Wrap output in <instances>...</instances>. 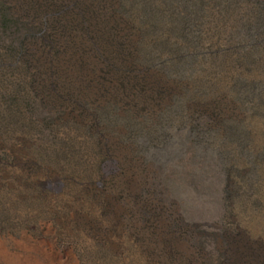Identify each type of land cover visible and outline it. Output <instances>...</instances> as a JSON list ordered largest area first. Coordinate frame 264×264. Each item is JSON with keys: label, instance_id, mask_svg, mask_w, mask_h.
Segmentation results:
<instances>
[{"label": "rangeland", "instance_id": "374dc122", "mask_svg": "<svg viewBox=\"0 0 264 264\" xmlns=\"http://www.w3.org/2000/svg\"><path fill=\"white\" fill-rule=\"evenodd\" d=\"M0 243L264 264V0H0Z\"/></svg>", "mask_w": 264, "mask_h": 264}, {"label": "bare ground", "instance_id": "6f19581e", "mask_svg": "<svg viewBox=\"0 0 264 264\" xmlns=\"http://www.w3.org/2000/svg\"><path fill=\"white\" fill-rule=\"evenodd\" d=\"M90 65L92 66V67H95V69H97L98 68V63H97V61L96 60H94V59H90ZM98 73L96 72V75H97ZM86 75L88 76V78L89 79H91V78H93L94 76H92L90 73H86ZM176 247L178 248V245H176ZM0 252H5L4 251V248H3V246H2V244L0 243ZM48 252H50L49 254H47V258H50L51 260H55V255H54V253H53V250L50 248L49 250H48ZM260 253V261H262V262H264V250H261V252H259ZM11 261V260H10ZM13 261V260H12ZM13 263L14 264H30L29 262H28V260H22V259H20L19 258V260L18 259H16V260H14L13 261Z\"/></svg>", "mask_w": 264, "mask_h": 264}]
</instances>
